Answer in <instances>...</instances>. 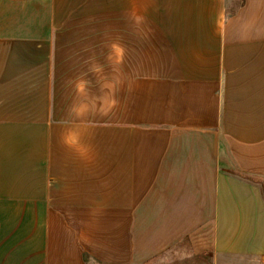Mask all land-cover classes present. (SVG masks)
Masks as SVG:
<instances>
[{
	"label": "crops",
	"instance_id": "1",
	"mask_svg": "<svg viewBox=\"0 0 264 264\" xmlns=\"http://www.w3.org/2000/svg\"><path fill=\"white\" fill-rule=\"evenodd\" d=\"M264 261V0H0V264Z\"/></svg>",
	"mask_w": 264,
	"mask_h": 264
},
{
	"label": "rangeland",
	"instance_id": "2",
	"mask_svg": "<svg viewBox=\"0 0 264 264\" xmlns=\"http://www.w3.org/2000/svg\"><path fill=\"white\" fill-rule=\"evenodd\" d=\"M150 264H219L211 253L195 254L189 241L183 240ZM239 264V263H230ZM241 264V263H240ZM248 264H264V261H252Z\"/></svg>",
	"mask_w": 264,
	"mask_h": 264
},
{
	"label": "trees",
	"instance_id": "3",
	"mask_svg": "<svg viewBox=\"0 0 264 264\" xmlns=\"http://www.w3.org/2000/svg\"><path fill=\"white\" fill-rule=\"evenodd\" d=\"M187 241H189V240H187Z\"/></svg>",
	"mask_w": 264,
	"mask_h": 264
}]
</instances>
